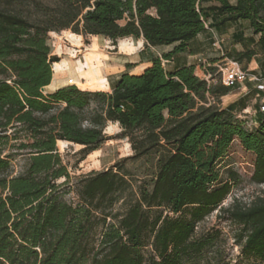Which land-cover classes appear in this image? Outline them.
I'll use <instances>...</instances> for the list:
<instances>
[{
  "label": "trees",
  "instance_id": "obj_1",
  "mask_svg": "<svg viewBox=\"0 0 264 264\" xmlns=\"http://www.w3.org/2000/svg\"><path fill=\"white\" fill-rule=\"evenodd\" d=\"M210 10L221 15L214 26L248 21L264 45V0H0V264H229L221 230L199 229L215 210L239 227L240 254L264 263V196L224 207L233 175L223 181L219 170L237 140L254 155L250 180L264 183V114L247 128L235 105L221 106L234 87L220 74L208 83L194 65L161 63L208 28ZM68 30L172 49L138 74L127 65L110 91L72 83L44 93L58 62L49 34ZM108 124L132 153L72 177L58 142L79 145L81 161ZM17 157L25 165L15 173ZM142 158L153 170L134 189L124 164Z\"/></svg>",
  "mask_w": 264,
  "mask_h": 264
},
{
  "label": "rangeland",
  "instance_id": "obj_2",
  "mask_svg": "<svg viewBox=\"0 0 264 264\" xmlns=\"http://www.w3.org/2000/svg\"><path fill=\"white\" fill-rule=\"evenodd\" d=\"M43 3H50L54 0H38ZM209 19L207 21L208 27H213L214 30L222 31L225 28L227 23H233L234 21H227L221 23L219 25L214 26L212 23H216V15L215 10H210L208 12ZM246 21V20H243ZM248 23V21H246ZM233 24L234 26L231 27L229 34L235 33V36H231L229 39H224V43H226V49L223 47V42L221 43L222 52L226 54V58L228 60H234L239 62L243 68L250 70L247 65V62L252 60L253 58L258 62L261 61V54L264 52V49L259 45L257 42V37L251 35V31L249 30V23L248 24ZM216 33V32H215ZM216 35V34H215ZM251 35V36H250ZM127 41L132 43L135 41L132 38H127ZM120 43V48H119ZM49 44L51 47L52 55H55L58 59V62L55 64H63L65 66V75L61 76L60 78L64 77L66 81H71L75 79L76 76L74 75V68L80 64L84 63L86 56L89 54L92 55L94 58L97 56L100 58L102 65L100 67V74L102 77L108 80L109 77H114L118 74L120 69L123 67H127L130 65L131 72L138 71L137 63L140 61H145L149 58V51H142L139 52V49H142V46L138 48L137 44L135 43V47L132 51L128 52L123 49H127L129 45L125 43H121L119 40L116 41V44H112V42L105 37L102 36H86L77 37L73 34H70L69 31L66 32H59V33H50L49 34ZM210 43H208L207 47L209 51L207 54L202 56L196 64L199 65L201 71L206 74V79L200 72V76L202 79H205L208 83H215L219 78L218 73V66H224L227 61L223 60V56L220 55L219 51L216 50ZM228 50V54L226 53ZM253 52L250 58H243L237 60V53L242 51H249ZM154 55L161 56L162 49L156 48L152 49ZM216 53L220 56L216 59ZM97 54V56H95ZM216 60H221L216 66ZM162 65L166 66V62L161 59ZM70 68V69H69ZM259 66L256 70L251 71H259ZM70 72V73H69ZM209 74V76H208ZM250 82H244V85L247 86L246 90H236L233 91V94L237 96L247 93L241 98V104H248L252 106V113H259L260 103L252 104V98L254 97V92L256 91L253 88V85ZM81 88L86 89H94V90H102L97 85L83 80V82H79L77 84ZM107 88V86H106ZM236 88H232L235 90ZM44 93H50L51 88H44ZM222 106V103H221ZM236 114L239 117H243L244 112L239 107L236 111ZM248 123H245L247 128H252L253 121L246 117L245 118ZM120 128L117 124H108L105 128L106 135L108 139L98 148L94 153L88 154L85 159L79 161L80 155L76 152L80 149V146L73 145L70 143L60 144L58 143V150L61 155L63 162L67 165L70 175L72 177H77L82 174H86L91 170H103L111 167L113 163L119 160L122 157L130 155L132 151L130 150V146L127 143V139L123 138L120 139L117 137ZM253 160L254 155L253 153L246 151L240 145L239 141L235 140L232 142L231 146L229 147L228 153L226 157L219 163V170H220V179L227 180L232 176V184L231 189L226 198L223 200L222 204L224 207L229 205L234 199L239 200L244 204H249L252 201L256 200L259 197L264 196V183L257 184L250 180V176L253 172ZM14 172L18 173L21 172L25 165V160L22 157H17L12 162ZM124 169L129 175L127 176L131 179L133 188H136V180L142 178V174L144 172H152L153 170V162L151 159L146 160L142 158L137 161H127L124 164ZM133 196H130L123 200L122 198L114 204L111 209V212L123 213L126 209L128 201ZM67 199H71L73 201L76 200V195L71 193L70 195L66 196ZM217 210H215L211 215H209L205 221L199 224V229L201 228H208V227H216L220 229L222 234L224 235L225 240V258L229 264H259L254 262L252 259L244 258L240 254L239 247L234 242V235L237 233L239 227L235 225L233 222H230L226 219L225 216H219ZM264 264V263H261Z\"/></svg>",
  "mask_w": 264,
  "mask_h": 264
},
{
  "label": "crops",
  "instance_id": "obj_3",
  "mask_svg": "<svg viewBox=\"0 0 264 264\" xmlns=\"http://www.w3.org/2000/svg\"><path fill=\"white\" fill-rule=\"evenodd\" d=\"M216 15H218V18H216V23H218L219 20L221 19V15L218 13H216ZM246 23L247 22L243 21V20L234 21L233 23H227L225 28H223L222 31H218V32H217V30H214L213 27L206 28L202 33L198 34L196 37H194L189 42L188 48L184 52L174 54L170 59H167V60L163 59V61L167 63L166 66L163 64L164 68L171 70V69H175V68L182 66V65H194L195 66V74L198 77L202 78L198 72H200L203 76L205 74L201 71L199 65L196 64L195 60L198 61L200 58H202V56L207 54L209 49L206 47H207L208 43H210V47H211V43L213 41V35L216 34L217 39H219L221 43L223 42L222 43L223 47H225V49H226V43H224V39H229L231 36H235V33L229 34L231 27L234 26L233 24H246ZM249 30L252 33V29L250 28V26H249ZM68 31L70 34H73L70 32V30H68ZM63 32H66V31H62V33ZM73 35L77 36V37H81V35H77V34H73ZM251 35H253V33ZM253 36H256V35H253ZM257 40H258V37H257ZM119 41L121 42V40H119ZM123 41H126V43L129 45V47L127 49H123L125 51H128V52L132 51L135 47V43L137 44L138 48H140L142 46V49H139V52L149 51V56H148L149 58H147L145 61H142L141 59H140V61H138V63H137L138 64L137 65L138 71L131 72V70H130L131 68L128 69L130 74H138L144 68H146L147 66H149L151 64L150 59L154 56L153 51H151L152 49L161 48L163 53L170 51L172 49V45L158 46V47L145 46L143 39L135 40L132 43L127 41V38L123 39ZM259 45L264 49V45L262 43L261 44L259 43ZM119 48H120V43H119ZM227 52H228V50H226V53ZM219 56L220 55L218 53H216V59H218ZM225 57H226V54H225ZM220 61L221 60H218V61L216 60V66H218L217 64ZM247 65L249 66L248 68L250 70H256V68H258V66H259L260 70L257 72L256 71H254V72L264 73V52L261 54V61L258 62L257 60H255L253 58L252 60L247 62ZM125 70H126V67H123V69H120L118 71V74H116L114 77H109L107 80V88L102 89V90L110 91L111 85L118 79L120 73H122ZM60 77L61 76L58 77L59 84L55 85V86H51V85H53V82H54V77L52 76V80H51L50 84L47 85L45 88L51 87V91H54L55 89H57L59 87L72 84L70 81L69 82L66 81V79H64V77H62V78H60ZM248 85H251V84H248ZM235 88H236L235 90H231L227 95H225L221 98L222 107H226L229 105H235L234 106L235 112L237 111V109L239 107H241V109L243 110V112L245 114L243 116L248 117L251 120H255L259 116L263 115L261 113H257V114L252 113L253 110H252L251 105H248V104L244 105L243 104V106H242L240 100L247 93L241 94L239 96H237L236 94H233V91H236V90H246L247 86H245L244 83L236 85ZM253 88H254V86H253ZM87 90H91V89H87ZM92 90H94V89H92ZM257 103L264 104V92H259L257 90L254 92V97L252 98V104H257Z\"/></svg>",
  "mask_w": 264,
  "mask_h": 264
},
{
  "label": "built area",
  "instance_id": "obj_4",
  "mask_svg": "<svg viewBox=\"0 0 264 264\" xmlns=\"http://www.w3.org/2000/svg\"><path fill=\"white\" fill-rule=\"evenodd\" d=\"M211 45L215 47L217 51H219L220 55L223 56V60L227 61L224 66H218V73L220 74L221 83L224 86L236 87V85L247 81L254 86L255 90L264 92V73L253 72L243 68L237 61L228 60L225 57V54L222 52L220 40L217 39L215 34L213 35V41ZM204 77L208 79L206 74ZM259 112L264 114V104L260 105Z\"/></svg>",
  "mask_w": 264,
  "mask_h": 264
},
{
  "label": "bare ground",
  "instance_id": "obj_5",
  "mask_svg": "<svg viewBox=\"0 0 264 264\" xmlns=\"http://www.w3.org/2000/svg\"><path fill=\"white\" fill-rule=\"evenodd\" d=\"M125 42L126 41H123V39L121 40V43H125ZM95 56H97V54H95ZM64 63L62 65L54 64L52 66L54 82H53V85L51 86L58 85L59 84L58 77L65 75V66L62 69V66L64 65ZM101 65H102V62L98 56L94 58L92 55L89 54L88 56H86L84 63H80L74 68L75 70L74 75L76 76V78L72 79L70 82L78 84L79 82H83V80H86L88 82H91L97 85L100 89H105L107 86V80L106 78L102 77L103 75L101 76L100 74ZM47 88L50 89L51 87H47ZM58 143L65 144L62 141H59ZM94 152L95 151H93L92 153Z\"/></svg>",
  "mask_w": 264,
  "mask_h": 264
},
{
  "label": "water",
  "instance_id": "obj_6",
  "mask_svg": "<svg viewBox=\"0 0 264 264\" xmlns=\"http://www.w3.org/2000/svg\"><path fill=\"white\" fill-rule=\"evenodd\" d=\"M43 90H44V88H43Z\"/></svg>",
  "mask_w": 264,
  "mask_h": 264
}]
</instances>
